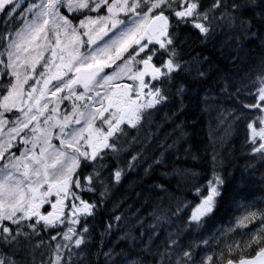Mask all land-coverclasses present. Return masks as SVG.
I'll return each instance as SVG.
<instances>
[{
	"label": "snow or ice",
	"instance_id": "snow-or-ice-1",
	"mask_svg": "<svg viewBox=\"0 0 264 264\" xmlns=\"http://www.w3.org/2000/svg\"><path fill=\"white\" fill-rule=\"evenodd\" d=\"M233 132L264 180V0H0V264H264L261 201L201 231Z\"/></svg>",
	"mask_w": 264,
	"mask_h": 264
},
{
	"label": "trees",
	"instance_id": "trees-1",
	"mask_svg": "<svg viewBox=\"0 0 264 264\" xmlns=\"http://www.w3.org/2000/svg\"><path fill=\"white\" fill-rule=\"evenodd\" d=\"M196 50L198 51L199 49L197 48ZM185 119L189 125H192L194 121L196 122L195 128L188 127L186 131L190 134L189 143L192 145V151L201 157L200 160L196 161H191V157H189L191 162L186 167L206 171L211 148H207L206 156L203 157L202 153L209 144V118L206 115H200L193 103L189 106L188 115ZM240 144V136L235 132L231 136L224 138L223 142L217 141L216 143L218 156L222 160V167L219 170L226 180L227 191L224 199L220 202L215 216L203 226L201 231L205 234L215 232L217 229L223 230V228H220L221 226L233 223V220L241 212L242 208L240 205L261 201V203L257 204V207H264V180L261 179L260 172L250 174L246 171V161L243 153L239 150ZM261 171H264V169ZM145 183L150 184L151 181H145ZM142 188L143 185L138 184L135 189L118 194L117 198L119 199L121 196L126 195V202L134 205L131 211L135 212L137 208L141 207L140 203H136L135 194L141 191ZM189 199H191V196H189ZM148 211H151V209H148ZM140 214L145 215L143 211ZM129 224H134V221H129ZM129 224H125L124 227L127 228ZM243 231L245 229H238L236 235L239 236ZM217 234L219 233L217 232ZM116 235H113V240L116 239Z\"/></svg>",
	"mask_w": 264,
	"mask_h": 264
},
{
	"label": "rangeland",
	"instance_id": "rangeland-1",
	"mask_svg": "<svg viewBox=\"0 0 264 264\" xmlns=\"http://www.w3.org/2000/svg\"><path fill=\"white\" fill-rule=\"evenodd\" d=\"M223 141H224V140H223ZM202 156H203V157L206 156V151H204V152L202 153ZM245 205H246V204L240 205V207L243 206V208L241 209V212L239 213L238 216H240L241 214H243V212L245 211V207H244ZM238 216H237V217H238ZM237 217H236V218H237ZM236 218H235V219H236ZM235 219L233 220V222L235 221ZM232 224H233V223H230V224H228V225H226V226H221L220 228H223V230H224V229H226V228H228V227H231ZM249 227H250V226H249Z\"/></svg>",
	"mask_w": 264,
	"mask_h": 264
},
{
	"label": "bare ground",
	"instance_id": "bare-ground-1",
	"mask_svg": "<svg viewBox=\"0 0 264 264\" xmlns=\"http://www.w3.org/2000/svg\"><path fill=\"white\" fill-rule=\"evenodd\" d=\"M258 181V180H257Z\"/></svg>",
	"mask_w": 264,
	"mask_h": 264
}]
</instances>
